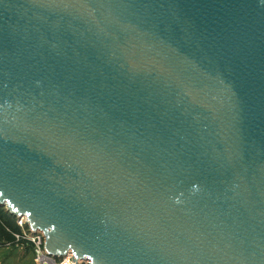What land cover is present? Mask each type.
<instances>
[{
    "label": "water",
    "instance_id": "obj_1",
    "mask_svg": "<svg viewBox=\"0 0 264 264\" xmlns=\"http://www.w3.org/2000/svg\"><path fill=\"white\" fill-rule=\"evenodd\" d=\"M0 207L87 264H264V0H0Z\"/></svg>",
    "mask_w": 264,
    "mask_h": 264
},
{
    "label": "built area",
    "instance_id": "obj_2",
    "mask_svg": "<svg viewBox=\"0 0 264 264\" xmlns=\"http://www.w3.org/2000/svg\"><path fill=\"white\" fill-rule=\"evenodd\" d=\"M16 224L20 228V232L14 234L16 242H28L31 244V250L35 264H87L82 261H74L71 254L65 256H54L44 248V237L39 232L32 231L27 225V220L24 216L16 218Z\"/></svg>",
    "mask_w": 264,
    "mask_h": 264
},
{
    "label": "trees",
    "instance_id": "obj_3",
    "mask_svg": "<svg viewBox=\"0 0 264 264\" xmlns=\"http://www.w3.org/2000/svg\"><path fill=\"white\" fill-rule=\"evenodd\" d=\"M20 228L16 224L15 217L10 215L3 207H0V246L23 245L26 249H31L28 242H16L14 234L19 233Z\"/></svg>",
    "mask_w": 264,
    "mask_h": 264
},
{
    "label": "rangeland",
    "instance_id": "obj_4",
    "mask_svg": "<svg viewBox=\"0 0 264 264\" xmlns=\"http://www.w3.org/2000/svg\"><path fill=\"white\" fill-rule=\"evenodd\" d=\"M0 264H35L32 250L21 246L0 247Z\"/></svg>",
    "mask_w": 264,
    "mask_h": 264
},
{
    "label": "crops",
    "instance_id": "obj_5",
    "mask_svg": "<svg viewBox=\"0 0 264 264\" xmlns=\"http://www.w3.org/2000/svg\"><path fill=\"white\" fill-rule=\"evenodd\" d=\"M17 246H21V248H24V249H26V247L25 246H23V245H20V244H18ZM0 247H2V246H0ZM30 251H31V249H29ZM33 255V254H32ZM1 260V259H0Z\"/></svg>",
    "mask_w": 264,
    "mask_h": 264
}]
</instances>
